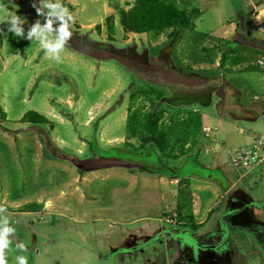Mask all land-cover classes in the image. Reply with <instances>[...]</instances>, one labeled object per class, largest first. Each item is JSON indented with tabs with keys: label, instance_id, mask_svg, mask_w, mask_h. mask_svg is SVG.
<instances>
[{
	"label": "rangeland",
	"instance_id": "1",
	"mask_svg": "<svg viewBox=\"0 0 264 264\" xmlns=\"http://www.w3.org/2000/svg\"><path fill=\"white\" fill-rule=\"evenodd\" d=\"M170 1L192 14L193 30L179 29L174 37L172 31L126 33L121 10L135 0H60L73 16L60 61L36 43L0 35V113H6L0 201L16 228L8 264L16 255L27 256L28 264H173L174 234L193 230L170 218L184 198V215L198 223L223 189L236 184L215 206L203 235L218 226L234 195L264 204V162L241 169L229 155L264 139V0ZM13 2L29 25L35 21L31 0ZM110 16L114 41L105 23ZM152 100L156 111H166L165 120L201 117L198 147L164 162L179 169L174 176L188 177L183 185L158 173L155 158H141L148 150L138 151V140L125 144L130 111L149 112ZM29 111L53 128L21 122ZM207 125L218 129L209 152ZM113 149L131 157L99 154ZM220 180L227 181L224 188ZM180 191L187 195L179 198ZM230 236L240 264H257L260 248L238 233ZM16 242L27 250L19 252Z\"/></svg>",
	"mask_w": 264,
	"mask_h": 264
},
{
	"label": "trees",
	"instance_id": "2",
	"mask_svg": "<svg viewBox=\"0 0 264 264\" xmlns=\"http://www.w3.org/2000/svg\"><path fill=\"white\" fill-rule=\"evenodd\" d=\"M130 6V5H129ZM196 15L200 14L198 9L193 11ZM106 26L110 33L111 40L114 41L115 25L114 18L106 19ZM121 24L126 33L136 35L160 34L167 31H172V37L176 35L179 29L193 30L195 24L193 16L187 10L178 8L170 0H135L134 4L128 10H121ZM97 30H101V26H97ZM158 100L163 98V92L154 91ZM153 109L149 112H144L141 109H132L128 116L127 128L128 138L126 145L134 146L132 140L140 142L139 150H148L147 155L142 154L141 158H155L157 162L158 173L167 176L171 179L179 180V184H185L188 177L179 178L174 176L179 169H171L165 165V160L178 161L181 158L189 156L191 151L198 147V140L202 129L201 117L198 112L190 113L185 119L176 120L173 117L165 120V110H155L156 104L152 100ZM2 119H6V113H0V124ZM21 122L37 126H50V121L47 117L35 112L29 111L22 118ZM53 128V127H52ZM100 155L103 158H118L119 150L113 149L111 152L100 150ZM116 156V157H114ZM124 160L131 157L130 154L124 155ZM141 161V160H140ZM170 173V174H169ZM172 174V175H171ZM179 198H182L186 193L180 191ZM184 198V197H183ZM184 198L177 204L176 217L172 220L177 225L191 226L193 230H198V223H192L194 219H189L184 215L185 200Z\"/></svg>",
	"mask_w": 264,
	"mask_h": 264
},
{
	"label": "flooded vegetation",
	"instance_id": "3",
	"mask_svg": "<svg viewBox=\"0 0 264 264\" xmlns=\"http://www.w3.org/2000/svg\"><path fill=\"white\" fill-rule=\"evenodd\" d=\"M238 198L240 199V196ZM243 203L245 204L241 209L232 211L230 215L226 214L225 210L221 220L216 221L218 226L212 227L208 234H201L204 230L202 228L207 224L199 225L198 230H190L192 233L179 230L177 233L180 234H174L173 238L178 240V243L174 248L173 264H240L238 256L232 251V249L237 251L239 246L231 238V232L244 236L252 249L255 248L254 244L260 248L262 256H258L256 259H258L257 264H261L264 260V204L252 201L247 197L244 198ZM230 216H234L233 224L225 221ZM193 233H198V239ZM158 240L159 237H156L153 242ZM151 243L149 241L131 249H125V251L127 253L139 251ZM242 258H244L243 263L245 260H249L247 256Z\"/></svg>",
	"mask_w": 264,
	"mask_h": 264
},
{
	"label": "clouds",
	"instance_id": "4",
	"mask_svg": "<svg viewBox=\"0 0 264 264\" xmlns=\"http://www.w3.org/2000/svg\"><path fill=\"white\" fill-rule=\"evenodd\" d=\"M12 5H15L13 0H0V25H6V31L0 28V35L7 38L8 34H12L14 38L36 43L46 57L60 61V53L73 35L70 31L73 20L70 10L60 0H31L37 18L29 25L26 17L18 14ZM6 213L7 208L0 206V264H8L6 254L11 250L16 234V228ZM15 248L21 253L27 250L23 242H16ZM14 264H28L27 256L16 255Z\"/></svg>",
	"mask_w": 264,
	"mask_h": 264
},
{
	"label": "built area",
	"instance_id": "5",
	"mask_svg": "<svg viewBox=\"0 0 264 264\" xmlns=\"http://www.w3.org/2000/svg\"><path fill=\"white\" fill-rule=\"evenodd\" d=\"M217 133L218 129L214 126L207 125L204 128L203 139L206 143H210L207 152L217 142ZM229 155L232 157V163L236 168L252 170L264 162V139L255 140L249 147L233 150L229 152ZM0 206L3 207L1 201Z\"/></svg>",
	"mask_w": 264,
	"mask_h": 264
},
{
	"label": "crops",
	"instance_id": "6",
	"mask_svg": "<svg viewBox=\"0 0 264 264\" xmlns=\"http://www.w3.org/2000/svg\"><path fill=\"white\" fill-rule=\"evenodd\" d=\"M248 174H249V172L246 171L241 178L246 177ZM241 178L239 180H241ZM220 181H222V182H220V185H222L224 188V185L227 184V181H225V180H220ZM235 186H236V184L234 183L233 186H230V188H228L227 190H225V188L224 189L222 188L224 192L222 195H220L218 197V201L216 202L215 206H219L220 204H222V202L224 201V195H228V193H230L232 191L233 187H235ZM246 197L249 198L244 193L240 194V199L238 197H236V195L231 197L230 201L227 203L226 214L228 213L230 215L232 211L237 210V209H241L243 207V205L245 204V203H243V201H244V198H246ZM215 198H217V197H214V199ZM241 198H243V199L241 200ZM215 206H214V208H215ZM214 208L211 206V208H209L207 210V214H205V217L200 218V220L198 221V225H204L205 226L206 224H208L210 222L211 216L215 210ZM234 216H230L229 218L227 217V219H225V221H227L230 224H233ZM260 223H261V221H260ZM241 225H242V223H241Z\"/></svg>",
	"mask_w": 264,
	"mask_h": 264
}]
</instances>
